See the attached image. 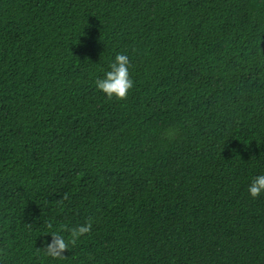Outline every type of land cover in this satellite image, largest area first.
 Listing matches in <instances>:
<instances>
[{
    "label": "trees",
    "instance_id": "16d2710c",
    "mask_svg": "<svg viewBox=\"0 0 264 264\" xmlns=\"http://www.w3.org/2000/svg\"><path fill=\"white\" fill-rule=\"evenodd\" d=\"M261 174L264 0H0V264H264Z\"/></svg>",
    "mask_w": 264,
    "mask_h": 264
},
{
    "label": "clouds",
    "instance_id": "9594fccd",
    "mask_svg": "<svg viewBox=\"0 0 264 264\" xmlns=\"http://www.w3.org/2000/svg\"><path fill=\"white\" fill-rule=\"evenodd\" d=\"M129 66V57L123 53L117 54L114 62L109 65L110 71L105 73L104 78H99L95 81L98 90H101L109 100L113 98L125 100L129 90L133 88L134 82L130 77ZM168 138L175 139V135L168 136ZM248 192L253 199L259 197L261 193H264V174L253 178L248 187ZM63 199H68L67 194L64 195ZM92 223V219L89 218L84 224L70 229L68 240L62 234L63 230L52 231L51 243L45 241L43 245L45 254L52 258L63 257L64 253L69 249V243L74 246L81 236L90 233ZM49 227L51 228V225Z\"/></svg>",
    "mask_w": 264,
    "mask_h": 264
},
{
    "label": "bare ground",
    "instance_id": "6f19581e",
    "mask_svg": "<svg viewBox=\"0 0 264 264\" xmlns=\"http://www.w3.org/2000/svg\"><path fill=\"white\" fill-rule=\"evenodd\" d=\"M109 152V151H108ZM104 158V157H103ZM153 187V186H152ZM150 192V191H149ZM157 192V191H156ZM150 194V193H149ZM154 194V193H153ZM158 194V193H157ZM167 194V193H166ZM170 195V194H169ZM157 196V195H156ZM167 196V195H166ZM160 197V196H159ZM157 199V198H156ZM163 200V199H162ZM150 201V200H149ZM150 204V203H149ZM176 204V203H175ZM157 205V204H156ZM139 206V205H138ZM174 206V205H173ZM159 209V208H158ZM185 210V209H184ZM191 210V209H190Z\"/></svg>",
    "mask_w": 264,
    "mask_h": 264
}]
</instances>
